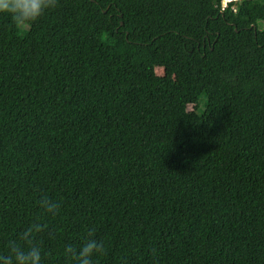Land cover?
<instances>
[{
    "label": "trees",
    "instance_id": "1",
    "mask_svg": "<svg viewBox=\"0 0 264 264\" xmlns=\"http://www.w3.org/2000/svg\"><path fill=\"white\" fill-rule=\"evenodd\" d=\"M33 221L43 264L89 230L93 264H264V0L0 14V254Z\"/></svg>",
    "mask_w": 264,
    "mask_h": 264
},
{
    "label": "clouds",
    "instance_id": "2",
    "mask_svg": "<svg viewBox=\"0 0 264 264\" xmlns=\"http://www.w3.org/2000/svg\"><path fill=\"white\" fill-rule=\"evenodd\" d=\"M57 0H0V14L8 15L13 24L24 27L36 22L46 11L56 6ZM39 207L44 214L55 216L59 204L47 197L39 201ZM42 224L38 221L29 223L19 236V241L9 240L6 254H0V264H43V250L33 242L36 233L42 230ZM66 256L74 261V264H93V258L104 252L103 244L97 241L92 231L81 238L78 247L66 244L63 248Z\"/></svg>",
    "mask_w": 264,
    "mask_h": 264
},
{
    "label": "rangeland",
    "instance_id": "3",
    "mask_svg": "<svg viewBox=\"0 0 264 264\" xmlns=\"http://www.w3.org/2000/svg\"><path fill=\"white\" fill-rule=\"evenodd\" d=\"M157 73H160V71H157ZM204 101H205L204 98H202L201 100H199V111L198 112H200L202 110Z\"/></svg>",
    "mask_w": 264,
    "mask_h": 264
},
{
    "label": "built area",
    "instance_id": "4",
    "mask_svg": "<svg viewBox=\"0 0 264 264\" xmlns=\"http://www.w3.org/2000/svg\"><path fill=\"white\" fill-rule=\"evenodd\" d=\"M226 2H227V0H223V7L226 5Z\"/></svg>",
    "mask_w": 264,
    "mask_h": 264
}]
</instances>
